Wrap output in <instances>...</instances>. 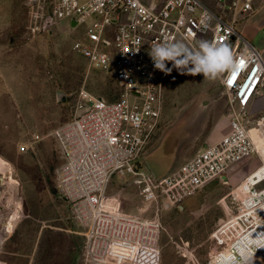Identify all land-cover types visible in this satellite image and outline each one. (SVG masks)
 <instances>
[{
    "label": "built area",
    "instance_id": "1",
    "mask_svg": "<svg viewBox=\"0 0 264 264\" xmlns=\"http://www.w3.org/2000/svg\"><path fill=\"white\" fill-rule=\"evenodd\" d=\"M43 1L48 8L34 15L33 31L63 23L72 26L74 21L77 25L72 28L85 26V37L74 43L73 50L112 78L121 93L117 101L109 102L82 91L77 116L54 132L63 157L56 178L82 230L84 264L162 262L158 218L107 208V192L115 179L138 175L136 183L147 204L182 209L210 183L228 179L234 166L246 159L259 165L231 193L235 210L224 226L231 237L226 247L215 252H224L230 264H264V248H249L245 241L249 234L255 238L264 233V53L236 29L240 21L264 8V0H216L218 11L202 0ZM189 32L194 40L216 36L219 43H229L240 62L234 74L221 75L228 131L174 174L153 181L137 169L161 123L167 75L154 68L149 45ZM28 150L22 147L20 153Z\"/></svg>",
    "mask_w": 264,
    "mask_h": 264
},
{
    "label": "rangeland",
    "instance_id": "2",
    "mask_svg": "<svg viewBox=\"0 0 264 264\" xmlns=\"http://www.w3.org/2000/svg\"><path fill=\"white\" fill-rule=\"evenodd\" d=\"M202 1L219 10L216 0ZM47 8L43 0H0V262L6 264H84L82 230L56 178L63 157L54 132L77 116L82 91L109 102L121 95L112 78L73 50L84 39L85 26L64 23L33 31L34 15ZM236 29L264 53V8ZM221 75L214 80L175 70L167 75L161 123L138 174L160 181L226 135L228 100ZM25 146L27 153H20ZM7 162L18 182L14 186L10 173H2ZM258 165L253 159L238 163L228 179L210 183L182 209L147 204L138 175L115 179L107 208L161 221V264H206L231 237L224 228L235 210L231 193Z\"/></svg>",
    "mask_w": 264,
    "mask_h": 264
},
{
    "label": "clouds",
    "instance_id": "3",
    "mask_svg": "<svg viewBox=\"0 0 264 264\" xmlns=\"http://www.w3.org/2000/svg\"><path fill=\"white\" fill-rule=\"evenodd\" d=\"M138 3V0H137ZM208 14L205 13V16ZM210 19V17H209ZM201 24L207 29L208 24L202 18ZM189 32L181 38L165 36L149 45L148 55L154 68L168 75L177 71L181 75H203L204 79H216L225 72L235 73L240 62L234 58L232 46L225 42L219 43L216 36L212 40L200 38L194 40ZM169 63L171 67H169ZM247 247L264 248V233L253 238V233L245 237ZM224 252L209 254L210 264H230ZM247 261V258H245ZM247 264H251L247 261Z\"/></svg>",
    "mask_w": 264,
    "mask_h": 264
},
{
    "label": "bare ground",
    "instance_id": "4",
    "mask_svg": "<svg viewBox=\"0 0 264 264\" xmlns=\"http://www.w3.org/2000/svg\"><path fill=\"white\" fill-rule=\"evenodd\" d=\"M6 172H9L10 173V181H9V184L11 186H14L15 184H17L18 182L16 181V179L14 178L13 176V166L11 163H5L3 166H2V173H6ZM244 190V186L242 185L239 190L237 191L238 194H241V192Z\"/></svg>",
    "mask_w": 264,
    "mask_h": 264
},
{
    "label": "water",
    "instance_id": "5",
    "mask_svg": "<svg viewBox=\"0 0 264 264\" xmlns=\"http://www.w3.org/2000/svg\"><path fill=\"white\" fill-rule=\"evenodd\" d=\"M72 25L75 27L77 25V21H74ZM58 96H59V101H61L62 99L61 97H63V94H59Z\"/></svg>",
    "mask_w": 264,
    "mask_h": 264
},
{
    "label": "crops",
    "instance_id": "6",
    "mask_svg": "<svg viewBox=\"0 0 264 264\" xmlns=\"http://www.w3.org/2000/svg\"><path fill=\"white\" fill-rule=\"evenodd\" d=\"M63 24H64V23H63ZM65 24H67V23H65ZM67 25H69V24H67ZM69 26H70V25H69ZM71 27H74V26L72 25ZM221 139H222V138H221ZM221 139H220V140H221ZM220 140H219V141H220ZM217 142H218V141H217ZM214 143H216V142H214Z\"/></svg>",
    "mask_w": 264,
    "mask_h": 264
}]
</instances>
